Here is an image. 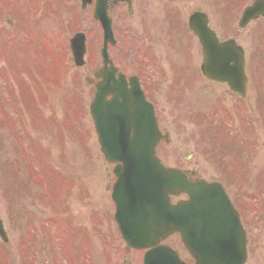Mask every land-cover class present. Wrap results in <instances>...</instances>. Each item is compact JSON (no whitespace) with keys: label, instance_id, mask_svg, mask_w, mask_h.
Here are the masks:
<instances>
[{"label":"rangeland","instance_id":"1","mask_svg":"<svg viewBox=\"0 0 264 264\" xmlns=\"http://www.w3.org/2000/svg\"><path fill=\"white\" fill-rule=\"evenodd\" d=\"M254 1L134 0L133 26L109 56L125 74L142 69L146 77L148 98L170 136L156 150L163 165L221 182L236 206L250 202L238 205L250 238L247 264H264V19L237 26ZM37 9L42 17L35 20ZM193 12L207 14L220 40L234 38L244 48V100L201 76L200 48L187 29ZM114 17L119 26L130 24L125 13ZM76 33L87 42L82 68L69 50ZM101 45L92 10H81L78 0H0V219L8 237L0 242V264H141V253L127 254L109 224L111 175L88 113L93 94L85 78L100 66ZM18 55L24 59L16 62ZM163 244L192 263L178 236Z\"/></svg>","mask_w":264,"mask_h":264},{"label":"water","instance_id":"2","mask_svg":"<svg viewBox=\"0 0 264 264\" xmlns=\"http://www.w3.org/2000/svg\"><path fill=\"white\" fill-rule=\"evenodd\" d=\"M85 1L82 0V5ZM102 11L98 1L94 17L106 30L108 26ZM260 15L264 16L261 0L244 11L239 28ZM189 29L198 38L202 50L203 75L211 81L226 83L231 91L242 96L245 87L242 49L233 40L220 43L208 28L204 14L192 15ZM83 43L82 35H76L71 41L77 63L84 53ZM102 58L106 63L105 49ZM97 89L90 114L101 152L108 162L124 164L118 170L113 199L117 206L116 219L127 246L151 248L144 264H184L175 252L156 247L161 239L178 233L194 264H245V236L222 187L203 180L191 181L182 172L164 169L154 155L161 137L148 108L144 106L145 110L139 111L136 105L131 113L127 109L129 97L126 94L113 89L114 99L107 103L108 86L100 85ZM115 99L124 100L126 105ZM127 173L129 175L124 176ZM179 194H186L189 200L171 205L168 196ZM0 237L5 241L1 223Z\"/></svg>","mask_w":264,"mask_h":264},{"label":"flooded vegetation","instance_id":"3","mask_svg":"<svg viewBox=\"0 0 264 264\" xmlns=\"http://www.w3.org/2000/svg\"><path fill=\"white\" fill-rule=\"evenodd\" d=\"M79 1V0H78ZM94 1L95 0H91V5H90V7H88L89 9L91 8H93V4H94ZM105 1V9H106V13H107V17H108V19H109V21H110V29H111V33H112V35H111V37L113 38V44L112 45H109L108 46V51H111V50H113L114 48H116L117 46H119L120 45V43H122V42H124V35H128L129 34V32H126V30H129L130 29V27L131 26H133V23H134V16H135V8H134V0H104ZM122 9H123V11H122ZM120 11H122V12H120ZM114 13H115V15L117 14V13H125V15L127 16V19H128V22L130 23L129 25H127V26H124V25H122V26H119V23H116L115 22V17H114ZM117 20L119 21V17L117 18ZM135 25V24H134ZM136 26V25H135ZM120 32H122L121 34H120ZM112 38H110V39H112ZM147 45V44H146ZM148 46V45H147ZM147 48V47H146ZM149 48H151V47H149ZM143 49V45L141 46V48H140V50H139V52L141 51ZM145 49V48H144ZM119 52V54L121 55L123 52L120 50V51H118ZM143 58H145V56H141L140 57V59H142L143 60ZM112 59V58H111ZM155 59H157V58H155ZM113 61H115L114 59H112ZM114 63V62H113ZM141 63V62H140ZM189 64V63H188ZM141 65L143 66V64L141 63ZM147 65H149V64H147ZM151 66V68H152V65H150ZM144 67V66H143ZM150 68V67H149ZM153 70L156 72V71H158L159 69L158 68H156V67H154L153 66ZM122 72L118 69L117 70V74L115 73V75H114V78L115 79H117V77H118V74H121ZM162 73H165L166 74V71L164 70V69H162V71L160 72V73H158V75L160 76V77H162ZM123 75V77H124V80H125V86H124V90L125 91H128L129 89H134L135 90V85H137V87H138V89H140L143 93H144V95H145V97H146V100L149 102V103H151L152 105H153V107H154V110H155V113L157 114V111H156V106H155V104L153 103V102H151L150 100H149V98H148V92H147V90H146V88H145V84L147 83L146 82V77H144V78H142L144 75H142V69L141 70H139V74H130V75H127V74H124V73H122ZM184 74L185 75H188V71H185L184 72ZM193 77H194V75H193ZM153 78V80L152 81H154V82H158V80L157 79H155L154 77H152ZM165 78H166V75H165ZM129 79H132L133 81H134V86H130V83H129ZM90 86H92V85H90ZM153 86H154V84L152 85V88H153ZM186 87V86H185ZM191 87V86H190ZM151 94H149V96H150ZM108 175V174H107ZM113 182H114V179H112L111 181H109V184L111 185V184H113ZM109 185V186H110ZM108 185L105 187V189L106 190H109L110 189V187H109ZM182 198H183V200L185 199V197L184 196H181ZM239 200V199H238ZM247 200H248V198H247ZM243 203H238L237 204V208H236V205H235V203L237 202V197L235 198V200L233 201L232 200V202H233V206L236 208V209H238V205H240V204H242V205H244V206H246L247 208H248V204L250 203V202H248L247 203V201H246V199H242L241 200ZM238 211V210H237ZM238 213H239V211H238ZM239 216H240V218L242 217L240 214H239ZM244 224V223H243ZM246 231V230H245ZM246 235H247V245H248V248H249V243H250V238H249V236H248V234H247V232H246Z\"/></svg>","mask_w":264,"mask_h":264}]
</instances>
